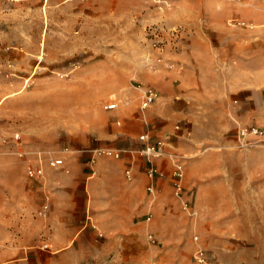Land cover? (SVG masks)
<instances>
[{"label": "rangeland", "instance_id": "374dc122", "mask_svg": "<svg viewBox=\"0 0 264 264\" xmlns=\"http://www.w3.org/2000/svg\"><path fill=\"white\" fill-rule=\"evenodd\" d=\"M88 1L101 8L108 5L119 14H139L131 18L132 22L121 15L109 24L104 19L94 25V29H100L96 34H106L112 27L124 35L125 30H132L129 42L144 43L156 53L154 42L160 41L163 50L158 55L165 58L166 51L171 52L167 58L171 61L169 69L178 68L181 61L177 56L182 51L184 63L196 67L199 78L215 72V66L201 70L207 62L202 55L207 51L228 54L234 46L241 50L251 43L254 49H264V24H253L243 16V8L258 6L263 0ZM58 3L0 0V196L17 195L18 178L21 190L25 186L26 190L48 193L52 171L73 175L79 165L86 173L85 180H92L100 160L109 166L118 162L104 155L93 162L94 152H88L92 149L88 139L93 135L90 119L103 123L105 113L115 112L106 111L105 105L116 99L120 106V99L115 94L98 99L90 96L95 85L87 79L90 68L78 64L73 56V16L58 12ZM236 22L245 25L237 26ZM151 28L159 30L158 37L151 34ZM139 30L140 38L136 33ZM218 61V69L230 67L231 59ZM134 83L141 89L152 87L157 93L151 85ZM98 84L104 90L112 85ZM140 104L137 110L143 115ZM178 126L180 135L188 127L182 123ZM241 128L245 127L238 128L236 136ZM138 146L136 142L134 148ZM78 151H84L87 157L70 161ZM55 159H62L64 165L54 168L51 161ZM122 163L126 170L127 163ZM32 169H40L41 174L30 178L28 172ZM6 178L10 183L4 182ZM160 183L166 186L160 210H151L153 215L143 214L134 223L121 225L120 230L97 226L95 220L87 222L96 211L90 208L89 200L86 208H80L81 220L72 219L69 226L60 222L57 227L52 212H40L46 199H39L34 210L23 213L25 222L19 230L9 224L4 230L0 202V264H264V215L256 213L259 209L249 208L243 217L234 207L225 205L220 216L199 226L191 208L196 191L187 187V175L185 185L193 194V203L187 208L167 179ZM83 190H88L87 182ZM262 203L264 207V199ZM199 251L206 257L205 263L197 261Z\"/></svg>", "mask_w": 264, "mask_h": 264}, {"label": "crops", "instance_id": "0c3cea01", "mask_svg": "<svg viewBox=\"0 0 264 264\" xmlns=\"http://www.w3.org/2000/svg\"><path fill=\"white\" fill-rule=\"evenodd\" d=\"M56 1L62 3L57 4L58 12H70L73 16L71 21L76 33L73 56L77 57L78 64L90 68L87 79L95 84L90 96L98 99L115 94L120 99L119 109L105 113L103 123L90 119L93 135L88 139L92 148L88 152L98 148H132L139 136L150 128L147 124L155 126L170 133L173 142L188 158L187 187L196 191L191 208L199 226L220 216L225 205L234 207L243 217L249 208L259 209L256 213L263 216L264 144L246 145L235 133L246 125L264 127V49H254L251 43L241 50L234 46L228 54L207 51L202 55L207 62L201 65V70L215 66V72L199 78L196 67L184 63L186 56L182 51L177 56L181 61L178 68L169 69L171 61L167 58L171 52L167 50L166 57L161 58L150 46L129 42L127 38L132 30H125L124 35L112 27L106 34L95 33L100 29H94V25L104 19L109 24L121 15L132 22L131 18L139 16L138 13L119 14L108 5L101 8L88 0ZM250 5L243 8L245 19L256 25L264 24V0L258 6ZM140 32H136L139 38ZM80 54L82 57L78 58ZM223 58L231 59L230 67L218 69V60ZM135 81L153 86L160 96L143 115L137 110L143 98L142 89ZM101 82L112 85L104 90L98 84ZM179 123L188 126L181 135L176 130ZM83 153L78 151L69 160L80 161L87 157ZM122 161L125 160L109 166L107 161L100 160L92 180H85L86 173L79 165L73 175L52 171L48 193H36L32 188L26 190L25 186L21 190L22 181L18 178L17 195L0 196L3 229L9 224L19 230L25 222L21 218L23 213L34 210L39 199H46L57 227L60 222L69 226L72 219L81 220L80 208H86L88 200L90 208L96 211L87 222L95 220L100 227L115 226L120 230L121 225L132 224L143 214L153 215L150 211L160 210L159 205L163 204L166 186L158 183L156 193L147 192L150 182L146 164L139 160L133 179H129L122 169ZM4 182L10 183L9 178ZM86 182L88 190H83ZM8 213L11 216L8 217Z\"/></svg>", "mask_w": 264, "mask_h": 264}, {"label": "built area", "instance_id": "2783aa9c", "mask_svg": "<svg viewBox=\"0 0 264 264\" xmlns=\"http://www.w3.org/2000/svg\"><path fill=\"white\" fill-rule=\"evenodd\" d=\"M231 24L233 21L230 22ZM237 26H244L243 22H236ZM151 34L155 37L159 36V30L151 28ZM162 44L160 41L154 42L155 50L161 54ZM143 98L140 104V110L147 111V109L152 106L158 99L159 95L155 92L152 87L147 86V88L142 89ZM119 104L116 99L111 101L109 104L105 105L106 111H115ZM148 131L139 136L137 142L139 146L134 148H98L94 150V157L92 161L94 162L95 157L104 155L114 160H125L127 167L125 170V175L129 179H133V170L137 165L139 160L146 164V176L150 182L147 187V192L156 193L155 186L162 182L169 181L172 185L173 192L175 196L182 201L185 208L193 203V194L187 191L185 185L186 178V158L182 152L172 142V135L166 131L151 126ZM176 130H180L177 127ZM237 138L239 141L244 142L246 145L251 143L264 144V127H258L255 125L246 126L241 128L237 132ZM64 165L62 159H55L51 161V166L54 168H59ZM41 174L40 169H32L28 172L30 178L38 177ZM50 210L48 204L41 207V214H46ZM147 221H151V216L147 218ZM151 239V237H150ZM198 262L205 263L206 257L203 251H199L195 255Z\"/></svg>", "mask_w": 264, "mask_h": 264}]
</instances>
